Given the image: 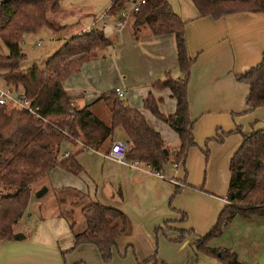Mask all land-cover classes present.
<instances>
[{
    "label": "crops",
    "instance_id": "crops-1",
    "mask_svg": "<svg viewBox=\"0 0 264 264\" xmlns=\"http://www.w3.org/2000/svg\"><path fill=\"white\" fill-rule=\"evenodd\" d=\"M111 1L60 0L55 19L64 28H70L63 42L73 34L92 28L96 21H101L98 17ZM168 1L185 20L187 47L194 58L187 83V98L195 144L188 148L184 163L179 161L174 166V160L170 157L160 170L165 177L173 178L176 182L141 168H132L106 155L113 140L126 139L125 132L118 128L96 149L78 150V144L63 149L70 152L77 150L75 156L82 166L79 174H72L58 166L47 173L49 185L57 193L67 194L65 189L72 186L89 198L124 212L128 229L117 240L114 257L109 264H152L151 261H140L155 251L158 259L169 264H174L171 260L177 258L179 262L175 264H222L217 258L199 251L194 250L196 255L193 256L189 249L197 235L209 231L227 202L225 193L230 177L229 160L241 143L243 134L264 127V104L248 109L245 101L248 84L235 77V74L244 72L261 58L264 51V12L240 11L213 18L199 15L192 0ZM131 16L119 25L115 16L106 13L105 34L116 33L117 36L113 49L112 46L110 50L109 47L105 49L109 50L108 56L84 62L79 72L65 79L63 85L71 89L69 91L74 96L72 100L76 107L89 104L90 110L110 125L111 101H96L97 95L79 89L87 86L86 82L96 85L102 81L98 70L101 62L103 68L114 69V89L117 86L124 89L126 102L144 114L147 122L160 132L164 145L173 152L179 145L177 132L166 121L154 116L144 106L143 99L150 92L160 99L161 112L169 114L174 111L175 98L170 89L152 85L167 70L179 74L174 37L171 33L153 34L149 26L143 24L141 30L139 27L140 36L135 39L128 29V25L132 24ZM116 72H119V76ZM217 131L225 132L221 142L213 139ZM170 142L174 147L172 150L169 148ZM203 149L208 150L207 156ZM30 201L33 202L32 197ZM182 213H185V218H181ZM29 215L27 213L26 217ZM62 220L68 226L66 231L56 229V226H63ZM255 220L263 223L264 215L236 214L219 235L222 236L234 222L251 224ZM47 225L49 227L43 232L35 223L30 239L40 236L42 240L55 238L63 250H67L73 242L67 219L63 214H57ZM189 228L194 230V238L187 235L182 241L170 240V237L178 235V229ZM218 246L233 247L225 243ZM74 249L83 253V258H86V253H90V259L94 260L99 255L97 248L89 243ZM235 252L238 254L237 250ZM29 255H22L23 259L14 263L11 258L8 264H64L58 255L50 262L45 259L34 262L26 258Z\"/></svg>",
    "mask_w": 264,
    "mask_h": 264
},
{
    "label": "trees",
    "instance_id": "trees-1",
    "mask_svg": "<svg viewBox=\"0 0 264 264\" xmlns=\"http://www.w3.org/2000/svg\"><path fill=\"white\" fill-rule=\"evenodd\" d=\"M60 0H0V42L7 52L0 49L1 76L8 87L21 89L45 118L41 120L10 104L0 103V240H15L14 224L25 213L34 194L32 183L58 166L72 174H79L82 166L75 154L69 151L60 156L64 144H78V150L100 146L118 127L126 134L129 149L128 159L149 162L154 169L161 170L171 157L184 163L188 148L195 144L192 123L189 118L187 83L190 66L194 58L189 54L185 20L172 8L168 0H145L132 13V25L139 29L147 24L153 34L171 33L174 37L179 74L167 70L157 78L153 87H167L175 98V109L165 114L159 109L160 99L148 92L144 106L156 117L166 121L179 138L177 150L170 152L164 145L161 134L145 119L136 107L129 105L116 92L102 93L99 98L111 101V124L104 123L89 108L72 106L63 81L77 73L81 65L97 58L112 45L103 28L93 26L88 30L68 37L51 55L44 67L36 63L23 67L25 53L21 42L26 33H36L42 27L53 32L64 28L54 15L59 11ZM131 0H112L106 12L123 20L121 12ZM199 15L219 18L240 11L264 12V0H192ZM235 77L247 82L245 101L248 109L264 104V51L258 63ZM176 117L180 118L177 123ZM236 130L238 128H235ZM225 132L217 131L213 139L223 140ZM77 141V143H76ZM166 147L168 153L163 148ZM205 156L208 150L203 149ZM230 177L225 193L226 204L221 208L213 226L203 235H197L192 244L195 251L213 256L223 264H248L238 259L237 253L227 247H215L209 240L219 235L227 222L236 214L264 215V127L244 133L239 146L229 160ZM178 188V187H177ZM178 189L175 190L177 192ZM80 211L83 225L76 229L72 219L73 209L59 211L67 219L73 235L69 249L85 243L93 244L104 262L111 260L117 240L126 233L128 221L124 212L112 205L103 204L80 192ZM85 198V199H84ZM79 200V201H80ZM71 205L73 204L70 202ZM80 205V202L79 204ZM75 208V207H74ZM185 218V213L182 217ZM160 228L157 227L156 230ZM173 241H182L194 230L178 229ZM68 250V249H67ZM167 264L156 257V251L140 262ZM255 264H264L255 263Z\"/></svg>",
    "mask_w": 264,
    "mask_h": 264
},
{
    "label": "rangeland",
    "instance_id": "rangeland-1",
    "mask_svg": "<svg viewBox=\"0 0 264 264\" xmlns=\"http://www.w3.org/2000/svg\"><path fill=\"white\" fill-rule=\"evenodd\" d=\"M104 1L105 0H99V3H102ZM131 15L129 13V15L123 19H128V17H130ZM111 16H115L117 18V15L115 14ZM54 18H55V15H54ZM131 19L133 20L132 16H131ZM100 23L101 21H99L98 23L96 21V24L94 26L100 27ZM141 28L142 27H140V30ZM63 29H64V32H63ZM63 29L58 32H53L48 27H42L41 29H39V31H37L34 34L26 33L23 37V41L20 44L23 52L25 53V58L23 59L21 63L22 66L28 67L36 63L39 67L41 68L44 67L48 56L51 55L62 44L64 38H66L65 33L70 31V28L68 27H65ZM128 29L130 30L133 38L136 39L140 36L139 34L140 30L134 29L132 24L128 25ZM103 32L105 34V29H103ZM115 34L113 33L109 36L105 34L106 36L110 37V39H112L111 40L112 41L111 50L113 49V46L116 42L117 36H115ZM0 49L3 52H7V48L2 42H0ZM106 50L101 52L97 58L108 56V51L110 50V47L108 51ZM101 63L98 65V70L103 77L102 81L100 83H96V85L90 82H86L85 84L87 86H83L79 89L82 91H89L88 94L97 95L95 98H98L102 93L110 92L114 90L113 71L115 70L113 69L112 71L110 67L103 68ZM92 69L96 70L95 68H92ZM0 73H1V69H0ZM116 74L117 76H119V72H116ZM174 74L175 75L177 74L176 71H174ZM7 86L8 85L5 83V81L3 80L0 74V89H5ZM11 88L15 89L13 86H11ZM65 89L67 90L69 95L74 98V96L69 91L71 89H67L66 87ZM121 97L125 100L124 95H122ZM105 99L109 100V98H99L96 101L98 100L104 101ZM74 106H75V103H74ZM118 129L120 131H123V129L120 127H118ZM67 146H72V145L64 144L62 149L68 148ZM169 148L171 150L174 148L171 142L169 143ZM76 151L77 150L73 151L72 153H75ZM42 186H48V191L38 198L35 196V194H33L32 195L33 202L31 201L29 202L25 213L20 219H18V221L13 226L14 232L16 231H20L23 233L25 232L26 236L24 238L15 239V240H0V264H8L11 258H12L11 260H13V263L15 262V260L20 261L23 259L21 256L24 254H30L26 258L34 262H42V259H45L44 261L50 262L54 260L55 255H58L59 259L61 260V263H64V264H68V263L69 264H97V263L98 264H109L111 263L114 256H112L110 261L104 262L98 254L96 256V260H94V259H90V256H91L90 253H86V258H83L81 257L83 253H81L77 249L68 248V250H63L60 242H58L57 239L55 238L51 240H49L48 238H45L44 240H42L40 236L37 239H34V238L30 239L32 235V231H33V225L35 223H38L39 225L38 228L43 229V232H44L45 228L49 227L47 223L51 222L60 210L66 211L67 209H70V207L73 208L71 209L73 210L71 215H72V219L75 221L76 229H79V226L83 225L84 223V218L80 211V207L82 203L86 202V199L84 198L85 200L81 202L80 199L82 198V196L80 195L79 191H77L74 187L69 186L68 188L65 189V191H68L67 194L66 192L57 193L55 189L52 188L51 185H49V179L47 178V173L45 175H42L41 177H39L32 183V188L34 191L39 189ZM57 191L59 190L57 189ZM70 202H72L73 204L71 205ZM79 202H80V205H78ZM27 213L30 214L29 217H26ZM61 224L63 226L61 225L56 226V229L60 228V230L65 229L66 231L68 229V226H66L67 224L63 220L61 221ZM188 236H190L191 239L194 238V235L192 234ZM34 240H37V241H34ZM224 243L232 244L233 247L231 246L232 247L231 249L238 251L237 257L239 260L243 262H246L248 264L264 262V222L259 223L257 220H255V222L251 224L241 222V221H238L237 223L234 222L232 223L231 228H229L226 232H224L222 236L220 235L215 236L213 241L210 240L208 242L209 245L211 246L215 245V247L216 246L225 247V246H218ZM189 250H190V253L191 252L193 253V256L196 255L194 253L195 249L193 246H191ZM73 259H75V261ZM71 260H73V262ZM171 261L174 264L175 262L178 263L179 258H177L175 261L174 259H172Z\"/></svg>",
    "mask_w": 264,
    "mask_h": 264
},
{
    "label": "built area",
    "instance_id": "built-area-1",
    "mask_svg": "<svg viewBox=\"0 0 264 264\" xmlns=\"http://www.w3.org/2000/svg\"><path fill=\"white\" fill-rule=\"evenodd\" d=\"M145 0H131L129 5L124 9L121 14L123 18H126L129 13L132 14L133 11H136L140 4L144 3ZM106 10L102 12V14L98 17L101 19L100 27H104L106 24L105 16ZM108 15V14H107ZM126 19L121 21L118 20V24H122ZM114 91L117 95L122 96L124 94V89L122 87H115ZM0 103L10 104L14 108H18L26 111L28 114L32 115L35 118L45 120V118L40 114L38 106L35 105L26 95L23 94L21 89H13L11 87H6L5 89H0ZM70 104L74 106L73 100H70ZM91 149V148H89ZM129 149V144L126 140L123 139H115L111 142L108 152L106 155L113 158L114 160L124 162L132 168H141L143 170L152 172L161 178H166L171 181L176 182L173 178H167L163 175L160 170L154 169L149 162L142 161L140 159H128L126 157V153ZM69 151H65L60 156H67ZM174 166H177V162L173 161ZM180 183V182H179Z\"/></svg>",
    "mask_w": 264,
    "mask_h": 264
},
{
    "label": "water",
    "instance_id": "water-1",
    "mask_svg": "<svg viewBox=\"0 0 264 264\" xmlns=\"http://www.w3.org/2000/svg\"><path fill=\"white\" fill-rule=\"evenodd\" d=\"M176 120H177V123L179 124L180 123V118L179 117H176ZM163 150H164L165 153H168L166 147H164ZM45 192H47V186H42L39 189L35 190L34 194H35L36 197H40ZM14 236H15V238H24L25 237V234L23 232L16 231L14 233Z\"/></svg>",
    "mask_w": 264,
    "mask_h": 264
}]
</instances>
